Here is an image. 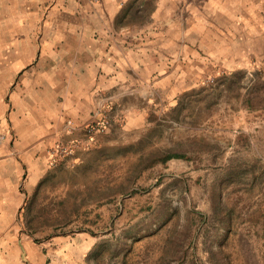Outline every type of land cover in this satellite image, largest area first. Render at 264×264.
Wrapping results in <instances>:
<instances>
[{
	"label": "rangeland",
	"instance_id": "1",
	"mask_svg": "<svg viewBox=\"0 0 264 264\" xmlns=\"http://www.w3.org/2000/svg\"><path fill=\"white\" fill-rule=\"evenodd\" d=\"M158 1L129 0L123 26L144 30ZM170 1L171 14L183 19L186 0ZM208 7L210 20L223 18L214 12L218 6ZM59 10L50 16L66 24L51 20L49 34L79 31L80 20L89 19L88 13ZM39 14L33 32L44 31L45 15ZM12 28L0 26L1 33ZM7 43L0 41V50ZM262 45L257 41L258 54L243 67L210 62L176 103L160 97L99 100L89 121L59 129L80 132L79 138L56 130L39 181L13 152V121L56 90L49 85L44 93L32 69L8 73L9 60L0 56L6 93L0 145L16 154L15 178L0 182L2 256L14 248L16 264H30L26 247L32 244L44 264H264ZM30 59L18 58L17 66ZM77 150L80 159L73 161ZM169 154L173 160L166 163ZM190 158L197 163L186 168L182 161Z\"/></svg>",
	"mask_w": 264,
	"mask_h": 264
},
{
	"label": "crops",
	"instance_id": "2",
	"mask_svg": "<svg viewBox=\"0 0 264 264\" xmlns=\"http://www.w3.org/2000/svg\"><path fill=\"white\" fill-rule=\"evenodd\" d=\"M128 2L0 0V26L13 27L6 33L0 30V41L8 42L0 50V56L9 60L7 72L16 76L18 69L25 72L32 69L33 78L44 93L49 85L56 90L51 97L41 95L35 100L31 114L24 119H17L15 115L13 121L18 135L13 152L21 153L37 180L46 174V150L56 130L63 138H79L80 132L59 129L65 122L79 127L89 121L92 108L99 100L136 97L144 101L160 97L175 98L176 103L180 94L193 88L194 73L208 68L210 62L229 69L243 67L248 58L258 54L257 41L264 43V0H213L211 3L201 0L200 7L186 0L185 16L181 20L171 14L172 7L168 4L172 1L159 0L149 21L141 25L144 30L139 32L123 26L122 9ZM210 5L218 6L217 10H211L222 15V19L210 20L206 16ZM65 7L88 13L89 19L80 20L79 31L47 33L46 26L51 20L58 25L66 24L65 20L50 16L52 11L59 12ZM38 11L42 19L45 15L44 31L33 32L32 21L38 17ZM259 49L264 55V45ZM28 55L34 60H21L22 64L17 66L18 58ZM5 95L1 84L0 122L5 113L2 101ZM139 119L145 120L144 115ZM166 120L170 122L173 118ZM78 151H74L73 161L80 159ZM13 152L0 145V182L10 183L11 177L15 178L16 154ZM172 157L165 162L173 160ZM182 163L191 168L197 161L190 158ZM2 206L0 194V210ZM2 245L0 240V264H16V252H11L14 248L2 256ZM26 250L28 263L44 264L39 247L30 244Z\"/></svg>",
	"mask_w": 264,
	"mask_h": 264
},
{
	"label": "trees",
	"instance_id": "3",
	"mask_svg": "<svg viewBox=\"0 0 264 264\" xmlns=\"http://www.w3.org/2000/svg\"><path fill=\"white\" fill-rule=\"evenodd\" d=\"M169 158H171V156H167L166 158H164V160H165V159L167 160V159H169Z\"/></svg>",
	"mask_w": 264,
	"mask_h": 264
},
{
	"label": "built area",
	"instance_id": "4",
	"mask_svg": "<svg viewBox=\"0 0 264 264\" xmlns=\"http://www.w3.org/2000/svg\"><path fill=\"white\" fill-rule=\"evenodd\" d=\"M1 138H4V135L0 136Z\"/></svg>",
	"mask_w": 264,
	"mask_h": 264
}]
</instances>
